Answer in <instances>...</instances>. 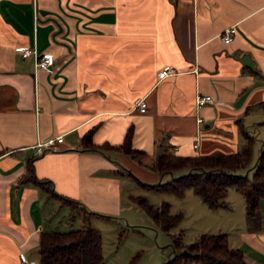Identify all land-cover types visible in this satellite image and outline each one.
Returning <instances> with one entry per match:
<instances>
[{
  "label": "crops",
  "instance_id": "1",
  "mask_svg": "<svg viewBox=\"0 0 264 264\" xmlns=\"http://www.w3.org/2000/svg\"><path fill=\"white\" fill-rule=\"evenodd\" d=\"M230 26L236 33L224 42L220 33ZM18 45L51 53L53 65L35 71ZM168 66L174 72L160 78ZM196 94L214 102L197 108ZM129 128L135 156L116 148ZM243 130L259 139V151L264 0H0V264H20V252L38 264L49 209L70 204L21 180L28 160L37 178L78 201L88 218L118 216L124 201H135L132 179L148 188L166 175L151 168L158 153L236 152ZM89 132L92 144L106 147L85 146ZM57 135L61 142L36 154L33 145ZM205 206L216 233L247 264H264V198L259 229L237 218L232 235L221 226L234 225L229 205Z\"/></svg>",
  "mask_w": 264,
  "mask_h": 264
},
{
  "label": "trees",
  "instance_id": "2",
  "mask_svg": "<svg viewBox=\"0 0 264 264\" xmlns=\"http://www.w3.org/2000/svg\"><path fill=\"white\" fill-rule=\"evenodd\" d=\"M90 133L83 136V143L90 148H102L90 141ZM131 128L126 132L124 142L116 148L127 154L138 155L139 150L131 148ZM244 141L238 151L205 155L182 156L163 151L155 156L151 168L160 176L175 170L187 172L161 183L144 184L150 189L183 195L187 188L199 195L211 209L226 207L229 187L235 188L244 198L245 222L250 231L260 226V200L264 198V146L250 168L251 176L242 174L249 166L254 145V136L243 130ZM45 189L49 197L58 195L49 181L36 177L32 160L27 162V173L21 179ZM133 199L149 215L153 222L168 233L172 252L162 264H247L243 252L231 247L225 233H202L192 242L184 243L182 232H169L180 220L181 214L169 211V203L162 201L159 206L149 204L142 196ZM74 207V206H73ZM80 209H83L80 207ZM80 228L67 231L44 229L39 233L38 264H103L102 237L99 230L91 227L86 214Z\"/></svg>",
  "mask_w": 264,
  "mask_h": 264
},
{
  "label": "rangeland",
  "instance_id": "3",
  "mask_svg": "<svg viewBox=\"0 0 264 264\" xmlns=\"http://www.w3.org/2000/svg\"><path fill=\"white\" fill-rule=\"evenodd\" d=\"M258 141L259 139L254 143L249 166L244 173L241 172L242 174L248 173L251 176L250 168L259 154ZM186 172L187 169L183 168L172 173H166L159 182L163 183ZM137 178L141 182L132 179L133 184L129 186L131 188L129 189L130 192L135 196L144 197L153 206H159L162 201H166L169 203L170 213L181 214L179 222L169 232H182L184 243L192 242L199 234L204 232H219L217 227L214 226L212 216H210V212H207L201 197L195 194L192 189L187 188L183 195L178 196L169 192L142 188L144 179ZM226 201L233 213L232 223L234 225L221 226L232 235L237 230V223L235 224L237 218L238 220H245V210L242 209L244 198L235 188L229 187ZM63 206V208L57 206L54 209H49L51 213L49 215L50 227L48 228L67 231L80 228L85 224L83 223V216L86 212L82 211L83 209H80L77 205L67 203ZM239 207L242 209L240 217ZM88 216L87 223L99 230L102 237L103 264H162L167 261L169 254L172 252L168 233L156 225L140 205L133 200L124 201L123 209L118 216L101 212L89 213Z\"/></svg>",
  "mask_w": 264,
  "mask_h": 264
},
{
  "label": "built area",
  "instance_id": "4",
  "mask_svg": "<svg viewBox=\"0 0 264 264\" xmlns=\"http://www.w3.org/2000/svg\"><path fill=\"white\" fill-rule=\"evenodd\" d=\"M236 33V28L234 26H230L225 28L221 33L220 37L224 42H230L233 39L234 34ZM16 50L21 53L22 57L30 56L33 59L34 69L35 71L38 69H50L53 65V55L49 52L39 53L35 46H25L18 45ZM174 72V68L171 66L165 67L161 69L158 73L160 78L168 76ZM213 97L208 94H196L195 95V106L198 108L201 105L207 103H213ZM135 106L139 109V111L144 112L146 109V102L144 98H138L135 100ZM197 121H201V118L198 117ZM63 140L62 135H57L54 138H50L45 142H38L36 145H33L32 148L35 149L36 154H41L45 149H50L54 147L55 142H61ZM197 146V141L194 143V147ZM45 147V148H44ZM20 264H34L32 263L24 253H19Z\"/></svg>",
  "mask_w": 264,
  "mask_h": 264
}]
</instances>
